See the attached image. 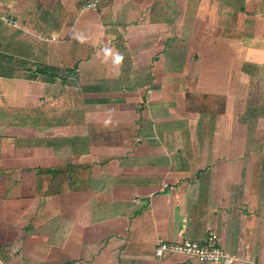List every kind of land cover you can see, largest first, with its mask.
Returning a JSON list of instances; mask_svg holds the SVG:
<instances>
[{"label":"crops","instance_id":"1","mask_svg":"<svg viewBox=\"0 0 264 264\" xmlns=\"http://www.w3.org/2000/svg\"><path fill=\"white\" fill-rule=\"evenodd\" d=\"M86 1L0 0V264H264V0Z\"/></svg>","mask_w":264,"mask_h":264},{"label":"built area","instance_id":"2","mask_svg":"<svg viewBox=\"0 0 264 264\" xmlns=\"http://www.w3.org/2000/svg\"><path fill=\"white\" fill-rule=\"evenodd\" d=\"M99 0H89L84 3L85 8L96 9ZM3 21L17 26L16 19L4 17ZM168 253H179L190 257L196 261L206 263L233 264L239 258L223 250L220 246V239L216 231L209 229L203 241L183 239V240H164L158 239L154 254L161 258Z\"/></svg>","mask_w":264,"mask_h":264},{"label":"rangeland","instance_id":"3","mask_svg":"<svg viewBox=\"0 0 264 264\" xmlns=\"http://www.w3.org/2000/svg\"><path fill=\"white\" fill-rule=\"evenodd\" d=\"M4 16L2 17V20H3Z\"/></svg>","mask_w":264,"mask_h":264}]
</instances>
